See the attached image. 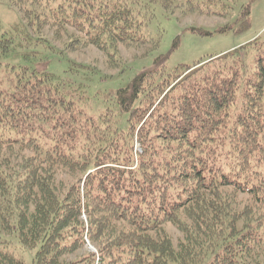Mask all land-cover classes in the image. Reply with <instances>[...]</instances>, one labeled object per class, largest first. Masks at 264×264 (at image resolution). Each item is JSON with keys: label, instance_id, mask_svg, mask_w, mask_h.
Listing matches in <instances>:
<instances>
[{"label": "trees", "instance_id": "trees-1", "mask_svg": "<svg viewBox=\"0 0 264 264\" xmlns=\"http://www.w3.org/2000/svg\"><path fill=\"white\" fill-rule=\"evenodd\" d=\"M7 1L22 22L0 27V264H25L14 244L32 264H264V42L170 70L158 57L113 87L119 44L157 45V6L237 5L240 33L251 0ZM91 46L117 75L68 55ZM86 241L96 252L63 259Z\"/></svg>", "mask_w": 264, "mask_h": 264}, {"label": "rangeland", "instance_id": "rangeland-1", "mask_svg": "<svg viewBox=\"0 0 264 264\" xmlns=\"http://www.w3.org/2000/svg\"><path fill=\"white\" fill-rule=\"evenodd\" d=\"M237 9L236 5L231 16L226 18L194 13L183 15L178 9L164 10L157 6L154 16L143 29L147 37L157 41V45L152 47L151 43L139 46L119 44L117 60L125 63L127 70L119 75L113 87L128 82L143 69L154 67V61L158 57H163L164 61L157 66L163 65L166 70H170L179 64L192 65L200 59L225 53L254 39L264 42V0H251L249 27L240 33L235 32L239 26L235 22L238 15ZM21 22V12L7 0H0V27L10 31L13 25ZM227 22L230 23V29L220 31L219 29ZM191 28L199 29V31H192ZM42 32L58 46L67 40L64 34L55 37L53 29L45 28ZM68 55L77 62L95 65L107 76H115L119 72L116 67H108L106 54L95 47L70 51ZM55 181L69 184L71 177L65 170L59 169ZM246 198L247 196L242 194L237 196L240 207L246 202ZM81 217L85 221V216L81 215ZM164 228L171 237L174 248L177 249L179 241L184 237L183 233L171 223H166ZM13 247L16 255L21 257L25 264H32V251L16 244ZM88 251L96 252V246L86 241L84 248L65 255L63 259L70 261Z\"/></svg>", "mask_w": 264, "mask_h": 264}]
</instances>
